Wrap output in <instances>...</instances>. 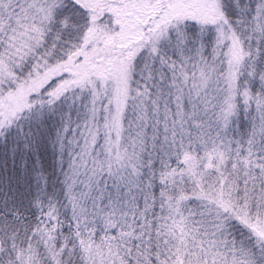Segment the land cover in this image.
<instances>
[{"label":"snow or ice","instance_id":"snow-or-ice-1","mask_svg":"<svg viewBox=\"0 0 264 264\" xmlns=\"http://www.w3.org/2000/svg\"><path fill=\"white\" fill-rule=\"evenodd\" d=\"M0 264H264V0H0Z\"/></svg>","mask_w":264,"mask_h":264}]
</instances>
